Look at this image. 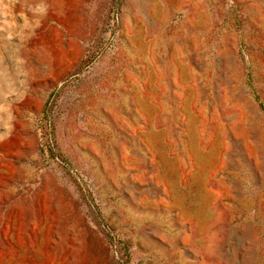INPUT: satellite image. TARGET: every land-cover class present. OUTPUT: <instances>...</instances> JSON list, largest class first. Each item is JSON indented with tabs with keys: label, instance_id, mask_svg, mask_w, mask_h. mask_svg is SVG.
<instances>
[{
	"label": "rangeland",
	"instance_id": "374dc122",
	"mask_svg": "<svg viewBox=\"0 0 264 264\" xmlns=\"http://www.w3.org/2000/svg\"><path fill=\"white\" fill-rule=\"evenodd\" d=\"M0 264H264V0H5Z\"/></svg>",
	"mask_w": 264,
	"mask_h": 264
},
{
	"label": "clouds",
	"instance_id": "9594fccd",
	"mask_svg": "<svg viewBox=\"0 0 264 264\" xmlns=\"http://www.w3.org/2000/svg\"><path fill=\"white\" fill-rule=\"evenodd\" d=\"M11 2V0H10ZM7 5L5 4V0H0V9L6 7Z\"/></svg>",
	"mask_w": 264,
	"mask_h": 264
},
{
	"label": "trees",
	"instance_id": "16d2710c",
	"mask_svg": "<svg viewBox=\"0 0 264 264\" xmlns=\"http://www.w3.org/2000/svg\"><path fill=\"white\" fill-rule=\"evenodd\" d=\"M260 105H261L262 109L264 110V104H260Z\"/></svg>",
	"mask_w": 264,
	"mask_h": 264
}]
</instances>
